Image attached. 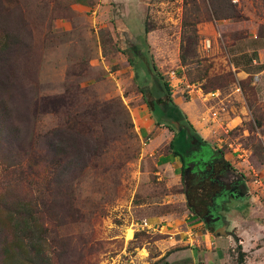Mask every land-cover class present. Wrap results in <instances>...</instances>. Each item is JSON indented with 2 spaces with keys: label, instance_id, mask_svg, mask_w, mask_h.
I'll return each instance as SVG.
<instances>
[{
  "label": "rangeland",
  "instance_id": "obj_1",
  "mask_svg": "<svg viewBox=\"0 0 264 264\" xmlns=\"http://www.w3.org/2000/svg\"><path fill=\"white\" fill-rule=\"evenodd\" d=\"M5 2L0 24L18 45L0 69L15 124L0 159V264H237L242 251L264 264V103L241 86L232 48L264 38V0ZM155 66L203 141L246 177L247 197L219 211L226 235L188 205L170 144L190 146L146 103ZM66 130L76 148L61 178L47 135Z\"/></svg>",
  "mask_w": 264,
  "mask_h": 264
},
{
  "label": "trees",
  "instance_id": "obj_2",
  "mask_svg": "<svg viewBox=\"0 0 264 264\" xmlns=\"http://www.w3.org/2000/svg\"><path fill=\"white\" fill-rule=\"evenodd\" d=\"M7 5L5 0H0V16H1V12L3 9H6ZM217 16V17H216ZM219 14L216 13L215 14V19H218ZM187 24V23H186ZM189 24V23H188ZM8 26V25H7ZM189 26V25H187ZM18 45V39L15 35H13L12 31L9 32L7 31L6 27L3 26V24H0V69H2V65L5 63V59H4V55L6 53V51L8 49H12L15 48V46ZM132 53L135 56L139 57V48H137L135 45L132 46ZM154 71L157 70L156 72H158V68L155 66L153 67ZM155 76V74H154ZM158 76H161L160 78ZM232 75H228L225 76L223 78H219L218 81H224V80H228L229 78L231 80H233V77H231ZM156 81V86L154 87V89L152 91H147L148 94H157V98H155V100L153 101H146L147 105L151 108V113L153 116V119L155 120V123L159 126H167L171 131L175 132L176 135L178 137H180L183 145L186 144V141L188 139H186V134H185V140H184V133L181 132L180 130L183 128L189 129L192 134L196 137V139L198 141H200L203 144L207 145V153L208 154H216V156L218 158H223L224 159V150L222 149H217L212 147L211 145L207 144L205 141H203V139L200 137V135L197 133L194 125L190 122L188 116L184 113V111L178 106V104H176V102L173 100V94H172V89L170 88L169 83L167 82H163L162 80V75L158 72V75L155 76ZM217 82V80H216ZM254 82V78L252 76H249L247 79L241 81V86H253ZM216 84V83H215ZM255 91H256V87L255 85L253 86ZM144 95L146 94L145 91H143ZM147 96V95H146ZM145 96V98H146ZM160 108V111L162 113V118L161 119H156L154 117V111L156 109V107ZM257 116H254V122L257 128L259 129H263L264 128V113L262 111L257 112ZM12 120V114H11V109L9 108V105L7 104V102L5 101V98L2 99L0 97V160L1 162H6L7 160L10 161L11 157L9 156V153L11 151H6L8 150L7 148L5 149L4 144H9V135L13 136V131H14V126L15 124H13ZM74 132H70V131H63L61 134V137L59 138V131H54L51 134H49V136L47 135V138H50L49 140L51 141L50 143L52 145H50V148L54 150L55 148H58L59 151H61V158H63V162L64 165L61 166V170H60V175L61 178H64V176H66L69 172L70 169L72 168V165L74 164V157H73V153L75 151V146H76V141L75 139H72L71 136ZM53 135V139L52 136ZM177 141H172L170 144V150L172 151V153L176 156L179 157L183 166H182V173L185 177L186 174V168H187V163L185 160V157L183 155V152L178 148L177 146ZM184 147V146H183ZM4 148V149H3ZM7 157V158H6ZM73 157V158H72ZM5 158V159H4ZM244 176V175H243ZM246 178V177H245ZM186 191V190H185ZM190 198H193V201H190V199L188 200V205L191 209V211L196 215L195 212V208H199V206L202 203L207 202V198L206 196H202L200 194H195L192 193L190 194ZM238 202V201H237ZM18 207H23L28 209V207H34L32 204L30 205L29 203H21V202H17ZM52 206V205H51ZM23 213H19V215H22ZM46 214V213H44ZM45 219L47 218L46 216L44 217ZM35 221V220H34ZM34 221L29 224L28 228L30 229V227L33 228V223ZM45 227V224H44ZM44 231L47 230V228L42 229ZM60 236V237H59ZM58 237V239H57ZM55 239L53 242L59 244L61 247L64 246L62 237H61V233L56 234ZM166 262L165 264H171L167 261V259H165ZM186 264H190V263H186ZM237 264H246V253H244L243 251L239 254L238 260H237Z\"/></svg>",
  "mask_w": 264,
  "mask_h": 264
},
{
  "label": "flooded vegetation",
  "instance_id": "obj_3",
  "mask_svg": "<svg viewBox=\"0 0 264 264\" xmlns=\"http://www.w3.org/2000/svg\"><path fill=\"white\" fill-rule=\"evenodd\" d=\"M186 134L185 150L190 146V154L183 153L187 168L185 174L186 198L196 191L203 194L208 199L199 208H195L196 215L201 218L204 225L212 230L213 233L227 234L224 228L228 227L224 217L220 215L222 206L231 201H243L247 197V187L245 176L236 173L224 159L218 158L216 154L207 153V145L196 139L189 129L180 130ZM183 166V164H182ZM232 178L230 182L227 179ZM227 182V183H226Z\"/></svg>",
  "mask_w": 264,
  "mask_h": 264
},
{
  "label": "crops",
  "instance_id": "obj_4",
  "mask_svg": "<svg viewBox=\"0 0 264 264\" xmlns=\"http://www.w3.org/2000/svg\"><path fill=\"white\" fill-rule=\"evenodd\" d=\"M232 48L233 56L238 58V62H233V64L245 76L240 78L245 79L249 76L254 78V85L257 88L259 99L264 103V38L251 37V39H243L235 43ZM184 113L186 112L184 111ZM262 140L264 143V134Z\"/></svg>",
  "mask_w": 264,
  "mask_h": 264
},
{
  "label": "water",
  "instance_id": "obj_5",
  "mask_svg": "<svg viewBox=\"0 0 264 264\" xmlns=\"http://www.w3.org/2000/svg\"><path fill=\"white\" fill-rule=\"evenodd\" d=\"M215 234H218V232H215ZM221 235H226L225 233L221 234Z\"/></svg>",
  "mask_w": 264,
  "mask_h": 264
}]
</instances>
